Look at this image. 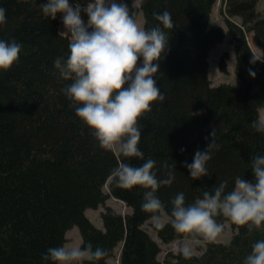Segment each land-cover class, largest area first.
<instances>
[{
    "label": "trees",
    "instance_id": "trees-1",
    "mask_svg": "<svg viewBox=\"0 0 264 264\" xmlns=\"http://www.w3.org/2000/svg\"><path fill=\"white\" fill-rule=\"evenodd\" d=\"M41 2L0 0L6 16L0 38L22 43L18 60L0 70V264H53L42 261L41 253L63 244L72 226L78 228L81 247L91 242L107 249L105 256L86 259V264H107L119 242V264H159V246L141 227L153 216L140 207L145 189L116 186L111 169L121 159L138 166L151 157L156 175L163 177L169 171L165 162L175 163L173 182L156 190L163 204L158 215L169 214L170 198L179 191L185 203H191L222 179L229 181L227 189L237 176L251 179L249 158L264 153V132L250 124L264 107V13L256 11L257 0H225L226 13L239 18L237 23L225 18L237 84L211 85L208 51L224 37L222 27L209 24L215 0H140L145 28L157 23L153 12L164 9L174 25L165 29L169 40L155 73L165 98L151 102V109L138 117V147L144 156L136 158L101 149L60 91L66 81L56 74L52 61L67 54L70 39L58 32L59 14L55 19L42 15ZM128 5L135 18L130 0ZM247 32H252L260 56L248 45ZM226 57L223 52L219 58L221 72L227 70ZM213 127L220 147L207 161L208 174L193 179L182 162L191 161L194 151L205 147ZM108 196L123 201L130 211L122 215L105 207L102 228H97L84 210L96 208ZM216 219L222 224L228 220L233 228L227 241H207L199 255L174 253L165 264H242L251 244L264 239V225L248 229L222 215ZM162 225L154 227L162 242L197 238L177 233L168 221Z\"/></svg>",
    "mask_w": 264,
    "mask_h": 264
},
{
    "label": "clouds",
    "instance_id": "clouds-1",
    "mask_svg": "<svg viewBox=\"0 0 264 264\" xmlns=\"http://www.w3.org/2000/svg\"><path fill=\"white\" fill-rule=\"evenodd\" d=\"M40 10L49 19L59 14L63 26L60 33L70 35L67 54L56 56L52 63L56 74L66 81L60 91L75 106V115L101 149L118 152L122 157H143L138 147L142 129L138 117L151 109V102L165 98L155 73L169 40L165 29L174 25L171 13L167 9L153 12L157 23L145 28L130 13L128 0H42ZM5 20V8L0 5V24ZM21 47L15 38H0V70H7L18 60ZM257 59L252 57L253 61ZM248 71L255 75L252 69ZM250 124L255 131L264 132V113ZM215 136L213 127L205 147L197 148L191 161L182 162L191 178L208 174L207 161L220 147ZM155 164L151 157L138 166L121 159L111 169L110 179L121 188L142 186L145 191L140 207L153 212V224L161 228L156 210L163 204L156 190L173 182L171 169H175V163L165 162L169 171L163 177L156 175ZM247 168L251 169V179L237 176L231 189H227L229 181L222 179L191 203H185L183 191L177 192L170 198L168 223L177 233L200 236L206 241L215 240L222 231L218 215L248 229L264 225V153L250 156ZM177 250L185 257L192 254L187 242ZM106 253L107 249L93 247L91 242L83 243V247L61 244L47 247L41 259L53 264H82L85 259L95 260ZM242 264H264V239L251 244Z\"/></svg>",
    "mask_w": 264,
    "mask_h": 264
},
{
    "label": "rangeland",
    "instance_id": "rangeland-1",
    "mask_svg": "<svg viewBox=\"0 0 264 264\" xmlns=\"http://www.w3.org/2000/svg\"><path fill=\"white\" fill-rule=\"evenodd\" d=\"M131 4L135 10V19L138 23L143 26V17L142 12L139 10V3L140 0H130ZM255 9L260 14L264 13V0H257L255 5ZM225 18L229 19L233 22H239V18L237 16H229L225 11V0H215L214 4L212 5L210 17H209V24L210 25H218L223 28L224 30V37L220 42L215 43L210 50L208 51L207 57V77L210 81L211 85H216L221 82L229 83L231 85L237 84V78L234 73V51H233V42L231 39V35L225 23ZM63 30L62 23L58 24V32ZM64 36H67L70 39V35L67 32L60 33ZM246 39L248 45L251 47L253 52L260 56L261 53L259 49L256 47L252 32H247ZM223 52L227 53L226 60V72H221L218 69V61L220 56ZM139 63V60L137 61ZM264 113V107L259 109V114ZM115 152V151H114ZM117 153V152H115ZM104 191H107L106 186L103 187ZM111 207L120 214L124 215L130 211V207H128L123 201L114 198L112 196H108L104 202L98 205L96 208H87L84 210L85 216L89 219V221L96 226L97 228H102V220H101V213L105 207ZM161 223L168 221L169 214L165 212H161L159 214ZM223 228L221 233L217 236V238L213 241L217 242H225L227 241L232 233L233 228L230 226L228 220L223 222ZM141 227L145 229L149 235L156 241L159 246V252L157 254V260L159 264H165V259H172V254L179 252L177 250L178 246L184 242H187L190 247L192 254L199 255L205 248L206 240L202 237L197 236V238H190V237H183V238H175L168 242H162L161 239L156 235L154 224L152 221V217L146 219ZM65 242L64 245L69 247L80 245V234L78 228L76 226H72L68 228L65 233ZM121 242H119L116 247L114 248L113 255L107 259V264H119L118 255L120 250ZM86 259L82 261V264H86Z\"/></svg>",
    "mask_w": 264,
    "mask_h": 264
},
{
    "label": "water",
    "instance_id": "water-1",
    "mask_svg": "<svg viewBox=\"0 0 264 264\" xmlns=\"http://www.w3.org/2000/svg\"><path fill=\"white\" fill-rule=\"evenodd\" d=\"M81 15H82V18H83V19H85V20L87 19V16H86L85 13L82 12Z\"/></svg>",
    "mask_w": 264,
    "mask_h": 264
}]
</instances>
